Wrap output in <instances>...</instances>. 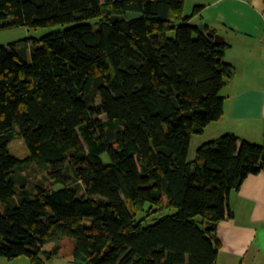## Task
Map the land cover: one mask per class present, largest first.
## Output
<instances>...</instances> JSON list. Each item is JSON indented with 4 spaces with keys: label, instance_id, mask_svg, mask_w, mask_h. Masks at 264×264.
<instances>
[{
    "label": "trees",
    "instance_id": "16d2710c",
    "mask_svg": "<svg viewBox=\"0 0 264 264\" xmlns=\"http://www.w3.org/2000/svg\"><path fill=\"white\" fill-rule=\"evenodd\" d=\"M127 12L140 18L110 20ZM198 13L184 0H0V30L70 25L0 46V257L216 264L229 194L264 172V121L261 145L224 134L187 160L233 76L228 45L189 23ZM17 138L23 160L8 151ZM32 161L44 181L22 174ZM146 204L157 217L143 226Z\"/></svg>",
    "mask_w": 264,
    "mask_h": 264
},
{
    "label": "crops",
    "instance_id": "0c3cea01",
    "mask_svg": "<svg viewBox=\"0 0 264 264\" xmlns=\"http://www.w3.org/2000/svg\"><path fill=\"white\" fill-rule=\"evenodd\" d=\"M204 19L203 27L228 45L224 61L232 67L233 76L220 92L222 118L209 124L202 135L212 141L232 134L238 145L243 141L261 145L264 0H202V22ZM227 205L231 217L219 222L215 232L220 244L216 264H264V172L246 177L229 194Z\"/></svg>",
    "mask_w": 264,
    "mask_h": 264
},
{
    "label": "rangeland",
    "instance_id": "374dc122",
    "mask_svg": "<svg viewBox=\"0 0 264 264\" xmlns=\"http://www.w3.org/2000/svg\"><path fill=\"white\" fill-rule=\"evenodd\" d=\"M198 9L199 13L197 15H195V17L193 19H191L189 21V23L193 26H197L202 27L204 23H206V20L202 22V0H184V16L185 17H189L192 15L193 10ZM86 24H90L93 25L95 22V20H90V21H86ZM70 25H55V26H50V27H43V28H36V29H32V28H26V27H21V26H15V27H8L5 29L0 30V46H8L10 44H14L16 45V47H23L28 45L29 49H30V43L32 39H39L45 35L54 33L56 31H60L64 28L69 27ZM28 39V41H26ZM208 135L206 134L205 136L200 134V135H195L192 137V140L190 142V146H189V152H188V156H187V160L188 161H193L195 158V152L197 150V148L208 142L206 140V137ZM208 138V137H207ZM210 138V137H209ZM210 140V139H209ZM211 141V140H210ZM8 151L10 152V154H12L15 157H18L19 159L23 160L26 157L27 154V146L25 144V141L22 138H17L15 140H13L9 145H8ZM104 160L107 162L108 158L107 155H103ZM27 166V167H26ZM26 167V170H25ZM23 172L22 174L24 176H28V179L32 180V181H44V178L47 176L48 174V166L46 163H37V162H26L23 163ZM60 187H58L57 189H59ZM148 209V205L146 204L144 206V210L142 212H139L136 215V219H143V226H147V225H151L154 223V220L157 216H153V217H146V212ZM154 220H153V219ZM196 221L198 222L199 218H195ZM63 245V249L64 250H69L70 248V244L67 243H62ZM56 245L55 244H48L45 248L46 249H52L54 248ZM68 252V251H67ZM61 261H65V263L61 262ZM71 261V262H68ZM66 264L72 263V258L64 255L63 257L56 259L55 261L51 262L50 264ZM0 264H30L28 259L25 257H19L16 258L14 260H6L2 257H0ZM75 264V263H72Z\"/></svg>",
    "mask_w": 264,
    "mask_h": 264
},
{
    "label": "water",
    "instance_id": "95a60500",
    "mask_svg": "<svg viewBox=\"0 0 264 264\" xmlns=\"http://www.w3.org/2000/svg\"><path fill=\"white\" fill-rule=\"evenodd\" d=\"M124 18L127 19V20L137 19V18H140V15H137L135 13L127 12V13H125L124 16H111L110 20L112 22H114V21H117V20H123ZM199 30L201 31V33H204L203 26L199 27ZM213 38H214L213 40H214L215 44H222L223 43V38L220 37L219 35H214Z\"/></svg>",
    "mask_w": 264,
    "mask_h": 264
}]
</instances>
